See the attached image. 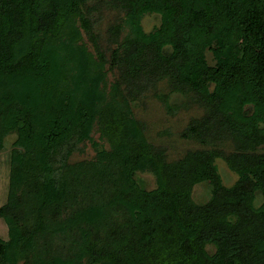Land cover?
Wrapping results in <instances>:
<instances>
[{
    "label": "trees",
    "instance_id": "obj_1",
    "mask_svg": "<svg viewBox=\"0 0 264 264\" xmlns=\"http://www.w3.org/2000/svg\"><path fill=\"white\" fill-rule=\"evenodd\" d=\"M148 14L160 23L146 33ZM116 66L197 96L204 114L183 138L204 148L169 160L148 143L124 83L108 82ZM12 133L24 151L0 206V264H264V0H0V150ZM84 142L94 156L71 162Z\"/></svg>",
    "mask_w": 264,
    "mask_h": 264
},
{
    "label": "rangeland",
    "instance_id": "obj_2",
    "mask_svg": "<svg viewBox=\"0 0 264 264\" xmlns=\"http://www.w3.org/2000/svg\"><path fill=\"white\" fill-rule=\"evenodd\" d=\"M114 13L104 12L97 15V19H101L99 28L103 34H106V29L113 24ZM160 20L158 15H145L142 19L143 30L148 33L155 27L159 26ZM103 35L100 42L101 49L105 59L110 61V44ZM83 41L89 49H92L89 39L84 36ZM148 57V56H147ZM205 61L207 66H213L214 60L210 51L205 52ZM131 71L128 67L116 66L108 75V82L120 80L124 83L121 86L125 97L129 99L133 115L146 127L145 135L147 142L161 147L165 150L166 158L174 160L181 157L188 149H201L204 148V143L196 141L194 138H183V133L186 131L192 120L200 118L204 114V110L198 102V97L192 93L173 92V86L170 88L171 82L168 77L160 78L158 81H149L145 78H135L140 75H132L129 77ZM156 74V73H155ZM156 76V75H154ZM153 80V77H151ZM119 82V81H118ZM150 84L148 88L139 90ZM126 84V85H125ZM213 87V86H212ZM211 87V89H212ZM149 88H156L151 90ZM134 98L133 96H136ZM218 148L224 153H227L229 147L225 143H219ZM71 151L73 152L70 159L71 162L92 159L94 151L90 144L84 142L80 144H72ZM13 151L23 153V146L18 139L17 133H12L4 138L3 149L0 150V206L5 203L9 185L10 163ZM54 168H51L47 173L50 181H56L61 176V169L57 166V161ZM215 164L220 176V182L223 186H232L237 176L232 172L223 158H216ZM33 171L38 173L40 170L35 167ZM144 182L147 188L155 186L154 178L150 174L138 175ZM211 191L209 183L196 186L193 190V200L202 204L208 199V194ZM5 235V226L0 220V237Z\"/></svg>",
    "mask_w": 264,
    "mask_h": 264
}]
</instances>
